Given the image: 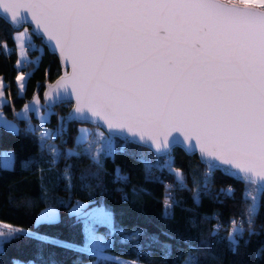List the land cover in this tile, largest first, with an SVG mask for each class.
Masks as SVG:
<instances>
[{"label": "snow or ice", "instance_id": "1", "mask_svg": "<svg viewBox=\"0 0 264 264\" xmlns=\"http://www.w3.org/2000/svg\"><path fill=\"white\" fill-rule=\"evenodd\" d=\"M0 18L23 29L12 36L14 48L0 41V53L17 57L18 95L26 91L45 46L58 55L64 69L55 89H50V70L45 69L43 103L34 91L19 112L13 109L25 122L24 131L35 133L41 150L50 153V167H56L61 157L86 156L97 168L92 175H99L107 159L114 160L117 152L127 154L128 145L137 144L150 147L157 157H166L161 164L140 154L146 176L154 167L167 168L176 184L186 189L185 173L172 166V151L179 146L186 154L199 153L205 165L201 178L193 176L196 204L202 194L211 193L216 171L244 186L241 199L247 206L241 218L229 221L230 249L236 250L245 230L249 235L255 232L254 221L264 198V0H0ZM34 36L41 40L40 46ZM32 51L39 53L34 59L29 55ZM29 64L32 73L23 70ZM6 87L0 75V105L11 103L12 94L6 97ZM69 101L71 111L57 117L55 129L46 128L50 116L56 114L55 107ZM30 113L37 117V125ZM73 122L99 127L94 133L77 128L73 146L62 149L54 141L60 138L61 145L66 144ZM0 124L13 133L19 131L13 121L3 118L2 108ZM118 140L122 142L117 146ZM71 167L65 165L63 170L69 188ZM115 173L116 180L127 181L119 167ZM80 179H87V170ZM172 187L164 185L165 216L179 204L172 197ZM235 192L233 185L218 190L226 198H233ZM85 207L77 202L72 214L85 215ZM103 216L111 224V214ZM56 218V210L49 208L38 219L44 223ZM219 231L216 224L211 235ZM20 234L33 235L0 221V251L5 242ZM138 235L134 230L125 240ZM40 238L87 253L94 257L93 264H139L106 255L110 243L91 230L82 248ZM185 243L189 251L179 264H197L194 245ZM163 248L164 256L170 257L172 246L164 244Z\"/></svg>", "mask_w": 264, "mask_h": 264}, {"label": "trees", "instance_id": "2", "mask_svg": "<svg viewBox=\"0 0 264 264\" xmlns=\"http://www.w3.org/2000/svg\"><path fill=\"white\" fill-rule=\"evenodd\" d=\"M14 30L0 18V41H6L9 48H14L12 39ZM37 46L40 39L33 37ZM31 58L38 52L29 53ZM16 55L0 53V75L5 79L6 93L11 92V103L1 106L7 115H14L13 109L20 108L36 91L41 101L45 82V69L48 68V81L54 79L60 72L59 61L45 47L43 59L37 70L32 73L33 65L23 68L32 73L27 80L26 91L17 94L15 83ZM39 82V83H38ZM71 103L58 104L51 115L46 128L55 129L58 116H65ZM34 125L39 123L34 114L30 116ZM17 120V133H13L0 124V151L11 150L9 167L0 166V220L22 227L33 235L20 234L3 244L0 251V264H13L14 259L32 261L35 264H84L94 259L87 253L74 251L70 247H62L54 241H62L69 245L82 248L86 243L84 233V217L72 214L71 207L78 201H85L86 206L102 205L111 213L110 225L94 222V229L108 235L110 247L106 248L111 255L128 260H138L139 264H179L189 246L185 241L194 245L193 254L197 264H264V198L260 201L259 214L254 221L255 232L249 235L245 230L238 238L235 251L229 247L227 240L229 221L242 217L246 208L241 199L243 185L216 171L211 183V193L201 195L199 204L193 200V176L202 177L205 165L196 154H186L181 148L174 147L173 167L180 168L185 173L187 188H180L173 174L167 168H153L151 175L146 176L144 164L138 158L143 154L155 163L163 164L165 156L157 157L150 149L137 144L128 145V153L117 152L115 159H107L99 175L95 165L85 156L81 158L61 157L56 167L49 166L50 153L40 148L35 133L24 131L26 124ZM78 123L68 126L67 143L61 145L60 138L54 143L63 148L73 146ZM39 132V128H37ZM122 141H117V146ZM65 165H71L72 184L66 186L63 178ZM127 176V181L115 178L116 168ZM87 170V179H80ZM87 184L88 187L84 185ZM165 184H171L172 197L179 201L173 207L170 216L164 215L163 199ZM227 185L236 189L233 198L219 195L218 190ZM217 196L219 198L217 199ZM46 206H55L58 218L53 222H36V215ZM219 224L220 231L211 235L213 226ZM247 229V224H245ZM138 231L136 239L125 240L133 231ZM153 237L157 238L153 240ZM203 242V243H202ZM164 244L172 246L170 257L164 256Z\"/></svg>", "mask_w": 264, "mask_h": 264}, {"label": "rangeland", "instance_id": "3", "mask_svg": "<svg viewBox=\"0 0 264 264\" xmlns=\"http://www.w3.org/2000/svg\"><path fill=\"white\" fill-rule=\"evenodd\" d=\"M19 30H23L22 28L19 29ZM17 31V30H16ZM15 32V31H14ZM14 34V33H13ZM17 58V57H16ZM25 72H28V71H25ZM4 82H5V79H4ZM16 88H17V85H16ZM5 91V95L7 97V93H6V90L4 89ZM18 91V90H17ZM31 99V98H30ZM30 99L28 101H30ZM26 101V102H28ZM41 101V99H40ZM41 103H43L41 101ZM2 105H0V108H1ZM23 106V105H22ZM22 106L20 108H17L15 109L16 112H19L20 109L22 108ZM3 110V109H2ZM14 114V112H13ZM32 113L29 114V116H31ZM3 118L8 120V121H13L17 127H18V124H17V120L15 119V114L10 116V115H7L4 111H3ZM2 125V124H1ZM79 127H86L90 130H92V132L94 133L96 128L98 126H94V125H90V124H78V128ZM101 131H103L101 128H100ZM77 135V131H76V134L75 136ZM12 154L11 150H7V149H3L0 151V166H4L5 164H8L10 166L11 164V159L3 154ZM79 203L83 204V205H86V202L85 201H78ZM77 205V203L71 207V212H72V209ZM55 209L56 212H57V218H58V210L55 206H46L44 208H42L39 213L36 215V219L35 221L38 222L39 221V217H41L43 215V213L45 212L46 209ZM83 212L86 213L85 215H83L84 217V225H83V229H84V233H85V236L87 237V233L91 230V231H94L95 232V235L97 237H100L103 239V241L105 242H110V239H108V235L106 234H103L101 233V231H97L95 230L93 227H94V222L96 221L97 223H105L107 225H110L109 223H107L104 219V216H103V213L107 212V213H110L108 210H106L102 205H97V204H92V205H89V206H86L84 209H83ZM111 214V213H110ZM56 218V219H57ZM55 219V220H56ZM1 221V220H0ZM4 223L6 224H10L8 222H5L3 221ZM13 225V224H12ZM16 226V225H14ZM84 245H82V247H84ZM105 254L106 255H109V256H113V257H118V256H115V255H111L110 252H108L106 249H105ZM121 260H128V259H124L122 257H120ZM93 260H90V261H86L84 262V264H93ZM14 262H20V264H29L30 260L29 261H24V260H20V259H14L13 260V264ZM33 264H35V262H33Z\"/></svg>", "mask_w": 264, "mask_h": 264}, {"label": "water", "instance_id": "4", "mask_svg": "<svg viewBox=\"0 0 264 264\" xmlns=\"http://www.w3.org/2000/svg\"><path fill=\"white\" fill-rule=\"evenodd\" d=\"M1 19H3V18H1ZM4 20V19H3ZM5 21V20H4ZM6 22V21H5ZM7 23V22H6ZM9 24V23H8ZM10 25V24H9ZM14 30H19V29H21L22 27H20V28H14L12 25H10ZM24 26H29V25H24ZM30 31H31V28H30ZM35 37V36H34ZM36 38H38V37H36ZM39 39V38H38ZM40 42H41V40H40ZM45 48L48 50V48L45 46ZM49 51V50H48ZM56 57H57V59H58V61H59V66H60V69H61V72L64 70V69H62V67H61V63H60V59H59V57H58V55H56ZM68 71H70V68L69 69H67ZM61 72L54 78V79H52V80H50V81H48V83H49V86H50V89H55V81L57 80V78H58V76L61 74ZM44 88H43V91H42V99H43V93H44ZM71 104H72V101H69ZM71 111V105H70V107H69V109H68V111L66 112V114H65V116L69 113ZM87 124H90V125H94V126H98V125H95V124H93V123H87ZM99 127V126H98ZM103 131H105L106 132V129H104L103 127H100ZM144 147H146V148H148V149H150V147H148V146H144ZM178 148H181L183 151H184V149L182 148V147H179V146H177ZM151 150V149H150ZM152 151V150H151ZM153 153H154V151H152ZM185 152V151H184ZM186 153V152H185ZM155 154V153H154ZM156 155V154H155ZM196 155H197V157H198V159L200 160V157H199V153H196Z\"/></svg>", "mask_w": 264, "mask_h": 264}, {"label": "built area", "instance_id": "5", "mask_svg": "<svg viewBox=\"0 0 264 264\" xmlns=\"http://www.w3.org/2000/svg\"><path fill=\"white\" fill-rule=\"evenodd\" d=\"M34 42H35V41H34ZM35 44H36V42H35ZM238 218H241V217H237V219H238Z\"/></svg>", "mask_w": 264, "mask_h": 264}]
</instances>
